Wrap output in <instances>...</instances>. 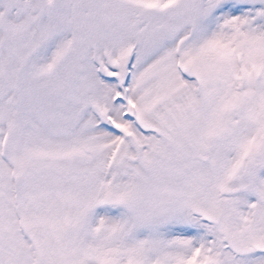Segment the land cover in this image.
<instances>
[{
	"label": "snow or ice",
	"instance_id": "1",
	"mask_svg": "<svg viewBox=\"0 0 264 264\" xmlns=\"http://www.w3.org/2000/svg\"><path fill=\"white\" fill-rule=\"evenodd\" d=\"M0 264H264V0H0Z\"/></svg>",
	"mask_w": 264,
	"mask_h": 264
}]
</instances>
